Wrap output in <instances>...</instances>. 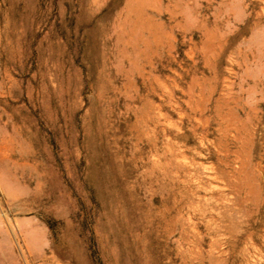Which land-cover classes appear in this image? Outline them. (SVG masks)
Listing matches in <instances>:
<instances>
[{
	"label": "rangeland",
	"instance_id": "1",
	"mask_svg": "<svg viewBox=\"0 0 264 264\" xmlns=\"http://www.w3.org/2000/svg\"><path fill=\"white\" fill-rule=\"evenodd\" d=\"M0 264H264V0H0Z\"/></svg>",
	"mask_w": 264,
	"mask_h": 264
},
{
	"label": "bare ground",
	"instance_id": "2",
	"mask_svg": "<svg viewBox=\"0 0 264 264\" xmlns=\"http://www.w3.org/2000/svg\"><path fill=\"white\" fill-rule=\"evenodd\" d=\"M131 1V0H130ZM157 6V5H156ZM211 31V30H210ZM202 32V31H201ZM204 34V33H203ZM194 41V40H193ZM195 45H196V43H195ZM203 49V48H202ZM205 52V51H204Z\"/></svg>",
	"mask_w": 264,
	"mask_h": 264
}]
</instances>
